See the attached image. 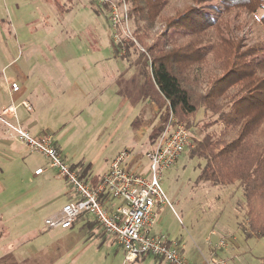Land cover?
<instances>
[{
  "label": "rangeland",
  "instance_id": "1",
  "mask_svg": "<svg viewBox=\"0 0 264 264\" xmlns=\"http://www.w3.org/2000/svg\"><path fill=\"white\" fill-rule=\"evenodd\" d=\"M105 2L112 11L105 10ZM116 4L117 0H72L64 3L67 12L60 13L44 0H0V52L12 56L39 52V61L54 68L58 78L64 72L69 76L64 97L56 98L50 110L52 117L67 111L56 120L62 126L52 136L78 174L87 167L84 179L89 184L100 179L125 149L132 154L130 165L145 164L143 156L135 162V151L144 148L149 135L154 138L165 113L145 95L153 89L145 87V58L132 48L112 49V43L133 30L130 21L116 24L125 10ZM263 13L239 19L236 33L247 44L264 42L259 22ZM16 67L18 63L6 73ZM46 84L49 88L53 82ZM208 121L197 113L189 131L192 146L162 174L161 188L170 206L162 209L152 233L182 245L190 264L206 260L257 264L264 256V238L247 236L240 228L245 223L240 189L198 182L203 162L189 157L198 141L218 132V126L204 129ZM14 146L0 144V264H124L122 249L100 227L46 228L44 220L59 214L70 188L53 170L40 180L32 179L35 167L47 166L46 158L24 145ZM221 240L226 245L218 248Z\"/></svg>",
  "mask_w": 264,
  "mask_h": 264
},
{
  "label": "trees",
  "instance_id": "2",
  "mask_svg": "<svg viewBox=\"0 0 264 264\" xmlns=\"http://www.w3.org/2000/svg\"><path fill=\"white\" fill-rule=\"evenodd\" d=\"M44 1L60 13L72 2ZM120 6L125 10L117 25L130 21L133 30L112 43L113 51L132 48L145 58V87L153 86L145 95L165 109L163 122L172 113L190 130L202 112L209 119L204 129L219 127L190 149L189 157L203 162L197 180L239 188L240 228L264 238V42L247 44L236 33L241 16L264 10V0H117ZM104 8L112 11L108 2ZM259 22L264 28V13ZM86 175L87 167L79 176ZM86 224L100 227L88 218Z\"/></svg>",
  "mask_w": 264,
  "mask_h": 264
},
{
  "label": "built area",
  "instance_id": "3",
  "mask_svg": "<svg viewBox=\"0 0 264 264\" xmlns=\"http://www.w3.org/2000/svg\"><path fill=\"white\" fill-rule=\"evenodd\" d=\"M10 89L17 92L19 85L11 83ZM22 105L29 108L26 102ZM8 109L0 114V123L6 131L31 153H38L47 160V166L36 169L34 175L53 170L56 177L70 188L71 198L59 214L44 220L46 228L70 229L73 223L82 220L81 217L87 219L92 216L120 246L125 264L134 263L141 255L158 258L166 264H190L182 255L177 241L152 233L160 212L170 206L161 188L162 174L175 165L187 147L192 146L190 130L177 123L172 113L150 140L143 154L145 164L130 165L132 154L125 149L111 160L106 173L91 185L63 159L51 134L32 136L18 123L8 120ZM9 111L15 118V113L11 109ZM225 245L221 240L218 248ZM199 264L222 262L206 260Z\"/></svg>",
  "mask_w": 264,
  "mask_h": 264
},
{
  "label": "crops",
  "instance_id": "4",
  "mask_svg": "<svg viewBox=\"0 0 264 264\" xmlns=\"http://www.w3.org/2000/svg\"><path fill=\"white\" fill-rule=\"evenodd\" d=\"M6 42H4L5 44ZM6 47V45L4 46ZM39 52L32 53H20L16 56H12L11 53L6 51L0 52V114L10 108L15 113V118H13L10 109L6 115L8 116V120L14 123H18L23 129L28 131L32 136H39L41 134H54L55 130H58L60 126L56 123V120H61L62 117L66 116V112H62L60 116L52 117L50 115V110L56 105V98L59 99V96L64 97L66 93V88L69 85V76L67 73H63V76L58 78V75L55 73V69L46 67L44 62H40L42 59ZM52 58V57H51ZM22 59V62H21ZM20 62V63H19ZM18 63V67L13 68L12 72L6 73L7 69L12 67L14 64ZM54 84V82H56ZM53 84L48 88V84ZM17 83L19 85V90L17 92H13L8 84ZM65 83H67L65 85ZM53 86V87H52ZM23 102H26L29 105V108H26L22 105ZM64 125V124H63ZM152 135V134H151ZM151 135L147 137L144 142V148L135 151V162L136 159L140 160L143 156L149 142ZM0 144L3 147H9L10 149L15 148V144L21 145L13 135L6 131L5 127L0 123ZM57 147L62 152L60 146L56 144ZM144 151V152H143ZM118 154V153H117ZM64 159V157H63ZM65 160V159H64ZM137 163V162H136ZM38 168L45 167H35L32 172V179L40 180L45 173L49 170H46L43 174L34 175V171ZM109 168V166H108ZM108 170V169H107ZM106 170V171H107ZM105 171V173H106ZM104 173V174H105ZM58 179V178H57ZM86 180V179H84ZM99 179H97L98 181ZM96 181V182H97ZM95 182V183H96ZM94 183V184H95ZM91 184V185H94ZM69 200L71 198L68 193ZM57 214H53L52 216H56ZM80 225H76L74 227H83L85 229L90 228H99L90 227L86 224V220H79ZM105 234V233H104ZM103 235V234H102ZM103 242L108 243V241L103 238ZM182 255H184L183 246H179ZM214 251L210 252L211 254ZM201 256L204 257L203 253ZM205 260V257H204ZM124 262V260H123ZM199 261H195L192 264H199ZM125 264V263H124ZM130 264H166L162 260L149 256V255H141L134 263Z\"/></svg>",
  "mask_w": 264,
  "mask_h": 264
}]
</instances>
